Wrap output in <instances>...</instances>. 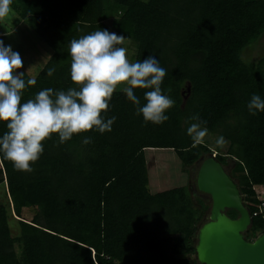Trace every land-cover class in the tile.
I'll list each match as a JSON object with an SVG mask.
<instances>
[{"label":"trees","instance_id":"obj_1","mask_svg":"<svg viewBox=\"0 0 264 264\" xmlns=\"http://www.w3.org/2000/svg\"><path fill=\"white\" fill-rule=\"evenodd\" d=\"M10 8L53 51L22 103L45 88L77 87L70 41L100 29L134 43V62L159 60L167 70L162 90L175 103L166 122L145 123L115 91L106 114L116 117L112 131L76 134L63 144L52 134L31 172L0 153V185L20 228L13 236L9 209L0 205V264H198L197 225L210 205L190 187L151 193L146 156L173 151L191 177L188 168L214 152L207 142L192 147L187 128L195 114L228 144L215 152L234 165L231 175L251 210L247 240L264 233V112L247 108L252 94L264 98V56L243 58L264 35V0H12ZM145 91L134 90L141 104ZM5 131L0 122V136Z\"/></svg>","mask_w":264,"mask_h":264},{"label":"clouds","instance_id":"obj_2","mask_svg":"<svg viewBox=\"0 0 264 264\" xmlns=\"http://www.w3.org/2000/svg\"><path fill=\"white\" fill-rule=\"evenodd\" d=\"M11 3L12 0H0V18L8 14ZM126 39L106 29L72 39L70 76L77 87L67 90L45 88L23 103V92L34 86L36 79L25 80V73L17 71L23 68L22 57L0 40V122H5L7 128L0 136V153L4 159L12 162L18 171L31 172V164L44 152L43 142L52 134H58L59 142L63 144L76 134L92 130L101 134L112 131L116 117L107 118L106 114L118 86H123L122 91L135 106L136 115H142L145 123L159 125L166 122L169 119L166 110L175 103L161 87L167 70L154 56L130 62L127 49L120 46ZM54 72L51 68L47 75L52 76ZM135 89L146 90L144 104L135 95ZM247 108L251 115L264 112V98L252 94ZM189 119L193 122L187 128V134L192 147H196L204 143L208 135L207 122L199 114ZM91 142V137L83 140L85 145ZM216 143L223 146L225 140L221 136ZM212 153L216 156V152Z\"/></svg>","mask_w":264,"mask_h":264},{"label":"water","instance_id":"obj_3","mask_svg":"<svg viewBox=\"0 0 264 264\" xmlns=\"http://www.w3.org/2000/svg\"><path fill=\"white\" fill-rule=\"evenodd\" d=\"M198 162L196 188L211 199L208 218L195 236L198 264H264V233L247 240L253 218L238 182L213 153Z\"/></svg>","mask_w":264,"mask_h":264},{"label":"rangeland","instance_id":"obj_4","mask_svg":"<svg viewBox=\"0 0 264 264\" xmlns=\"http://www.w3.org/2000/svg\"><path fill=\"white\" fill-rule=\"evenodd\" d=\"M109 25L112 20L107 22ZM13 30V31H12ZM3 32H9L3 40L4 44L11 46L13 51L18 52L23 60V68L21 72H26L31 78H36L43 68L45 63L53 54L52 49L44 43L33 31L26 22H22L18 15L10 8L8 14L0 18V36ZM121 47L127 49V58L130 62H134V55L136 52L135 45L130 40H125ZM264 56V35L252 47L245 50L243 58L245 60L257 61ZM123 86H118L116 91H122ZM218 135L209 134L205 137L204 142H207L211 149L216 150ZM228 144L225 142L222 146L223 153L226 151ZM148 159V170L150 184L149 189L151 193H160L179 187H186L189 189V180L194 183L199 162L191 165L188 169L191 172V178L188 173L184 171V165L179 159L178 155L170 150L146 152ZM233 164H230L232 167ZM264 194L263 191H261ZM264 197V195H263ZM0 205H5L11 214L9 223L13 236H18L20 228L17 218L12 214V207L6 186L0 185ZM210 210H208L201 221L198 223L199 228L203 222L207 220ZM25 216L31 218L28 212Z\"/></svg>","mask_w":264,"mask_h":264},{"label":"flooded vegetation","instance_id":"obj_5","mask_svg":"<svg viewBox=\"0 0 264 264\" xmlns=\"http://www.w3.org/2000/svg\"><path fill=\"white\" fill-rule=\"evenodd\" d=\"M234 165H232V167H233ZM226 167V169L230 172V174H231V168L232 167H230V165L228 166V165H226L225 166ZM232 176V175H231ZM191 178V177H190ZM190 182H189V187H190V189H191V192L193 193V196H195L196 198H198V199H201V200H203L204 202H206L207 204H209L210 205V208H211V199H210V197L209 196H206L205 194H203V193H201V192H199L198 190H197V188H196V184H195V182H196V177H195V181H194V183H192L191 182V179L189 180ZM228 214H229V212H228ZM208 218V217H207Z\"/></svg>","mask_w":264,"mask_h":264}]
</instances>
